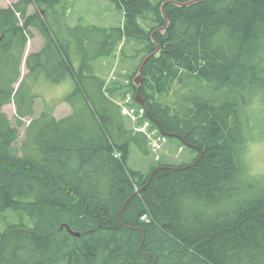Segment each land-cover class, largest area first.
I'll return each mask as SVG.
<instances>
[{
  "label": "trees",
  "instance_id": "1",
  "mask_svg": "<svg viewBox=\"0 0 264 264\" xmlns=\"http://www.w3.org/2000/svg\"><path fill=\"white\" fill-rule=\"evenodd\" d=\"M60 1L0 7V216L20 215L0 230V264H264V174L248 157L264 133V0H111L113 27L71 25ZM31 29L43 42L19 81ZM152 34L138 88L97 71L140 42L136 74ZM63 83L71 111L56 118L40 91ZM143 125L189 159L129 166L132 143L151 152Z\"/></svg>",
  "mask_w": 264,
  "mask_h": 264
},
{
  "label": "rangeland",
  "instance_id": "2",
  "mask_svg": "<svg viewBox=\"0 0 264 264\" xmlns=\"http://www.w3.org/2000/svg\"><path fill=\"white\" fill-rule=\"evenodd\" d=\"M13 3V0H0V7H8ZM56 11L58 13H63L67 18V22L71 25H75L79 20L85 24H97L103 27H113L119 25L122 21V14L116 8V5L111 0H61L58 5H56ZM36 12L37 14L41 15L45 18V14L47 10L44 7H38L36 5H32L29 7L28 13ZM150 16V15H149ZM148 16V25L150 24V17ZM48 17V13H47ZM142 24L148 28L147 21L141 20ZM31 37L29 38L24 54L22 63L19 67L20 77L19 81L22 79L24 74L26 73L25 67V59L29 53L35 52L40 49L42 46V38L39 33L31 29ZM152 39H154L152 37ZM154 41V40H153ZM140 42H134L126 48L124 54L117 51L114 60L112 61L111 65H108L106 61L99 62L97 64V71L101 73L99 70L100 66H103L107 69L106 78L107 81L110 82H120L124 88L127 90V87L130 78L133 81V78L136 77L137 73L132 75V67L139 62L140 55L142 54V49L140 48ZM138 52L139 55H138ZM103 74V73H101ZM18 84H15V88H17ZM123 88H121L122 90ZM176 89V85L172 86V91L164 98H159L161 101L166 103H171L174 100L173 93ZM70 90L69 83L65 84H58V85H51V86H43L41 88V94L45 96L48 103L54 105L53 115L56 118H61L70 113L71 109L70 106L62 101L63 96ZM135 99L139 97L142 99V96L137 91L133 92ZM41 100V99H40ZM37 103L36 110L40 111L42 108V101ZM138 101V100H137ZM120 103L124 104H131L132 102V91L130 94L127 95L126 100L119 101ZM127 107V106H126ZM124 108V112L128 114H132V111H128V108ZM3 111L6 113L7 117L10 119L13 125H16V108L13 102L8 103L3 106ZM256 119L262 120V117L257 115L255 116ZM24 125L18 126L19 129V139L17 141V145L20 144L21 139L24 136L25 125L29 122V119L24 118ZM261 123V122H260ZM259 123L258 125V132L262 133L264 130V126ZM146 126V128H145ZM142 130L147 132L149 136V144L151 152L146 154H141L137 145L132 143L130 146V153H129V160L128 164L132 168L147 170L150 163H154L159 157L164 158L166 162L169 163H181L189 159L190 153L188 149H179L178 151L171 152V144L166 142L165 139L158 137L154 130L150 129L149 126L143 125L141 127ZM151 131V133L149 132ZM157 137V138H156ZM151 139V140H150ZM248 157L251 162L252 170L255 173H263L264 174V133L263 137L260 141H257L253 145L249 146ZM8 218L6 220H2V216H0V230H2L5 225L9 222H16L19 221L20 215L16 212H11L7 215ZM26 222V221H25Z\"/></svg>",
  "mask_w": 264,
  "mask_h": 264
},
{
  "label": "water",
  "instance_id": "3",
  "mask_svg": "<svg viewBox=\"0 0 264 264\" xmlns=\"http://www.w3.org/2000/svg\"><path fill=\"white\" fill-rule=\"evenodd\" d=\"M200 1H203V0H188V1H185V2H179V1H176V0H170V1H167V2H170V3H173L177 6H189L193 3H197V2H200ZM167 2H164L162 5H161V13H162V16L164 18V25L160 28V31L163 33L165 31V28L167 27L168 25V19L166 17V14H165V10H164V7H165V4ZM152 37H153V34H152ZM154 38V37H153ZM154 42H156L157 44V47H156V50L150 54H148L147 56H145V58L143 59V61L141 62L140 66H139V69H138V72H137V75L135 78H133V84L138 88L140 83H141V80H142V71H143V68L146 64V62L148 61V59L150 57H152L153 55L155 56H158V52H159V45L157 43V41L155 39H153ZM137 93H139V90L137 89ZM138 102H140L141 104L144 103L143 99H140L139 97L137 98ZM67 231L70 232V234H72L73 236H79V233L78 232H75V231H72L69 227H67Z\"/></svg>",
  "mask_w": 264,
  "mask_h": 264
},
{
  "label": "bare ground",
  "instance_id": "4",
  "mask_svg": "<svg viewBox=\"0 0 264 264\" xmlns=\"http://www.w3.org/2000/svg\"><path fill=\"white\" fill-rule=\"evenodd\" d=\"M142 113V112H141ZM145 128H146V126H145ZM153 131V130H152ZM150 133H151V131H149ZM155 132V131H154ZM158 132V131H157ZM163 135V134H162ZM166 135V134H165ZM159 137V136H158ZM157 138V137H156ZM151 140V139H150ZM181 141V140H180ZM151 149V148H150ZM191 157H193V156H191ZM70 233V232H69Z\"/></svg>",
  "mask_w": 264,
  "mask_h": 264
},
{
  "label": "crops",
  "instance_id": "5",
  "mask_svg": "<svg viewBox=\"0 0 264 264\" xmlns=\"http://www.w3.org/2000/svg\"><path fill=\"white\" fill-rule=\"evenodd\" d=\"M16 1V0H13V2Z\"/></svg>",
  "mask_w": 264,
  "mask_h": 264
}]
</instances>
